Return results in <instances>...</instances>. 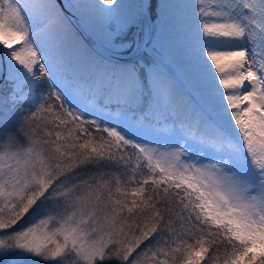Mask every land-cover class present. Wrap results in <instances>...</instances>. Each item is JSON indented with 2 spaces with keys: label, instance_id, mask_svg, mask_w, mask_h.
I'll return each mask as SVG.
<instances>
[{
  "label": "snow or ice",
  "instance_id": "snow-or-ice-1",
  "mask_svg": "<svg viewBox=\"0 0 264 264\" xmlns=\"http://www.w3.org/2000/svg\"><path fill=\"white\" fill-rule=\"evenodd\" d=\"M160 10L186 93L118 58L153 0H0V260L264 264V0Z\"/></svg>",
  "mask_w": 264,
  "mask_h": 264
},
{
  "label": "bare ground",
  "instance_id": "bare-ground-1",
  "mask_svg": "<svg viewBox=\"0 0 264 264\" xmlns=\"http://www.w3.org/2000/svg\"><path fill=\"white\" fill-rule=\"evenodd\" d=\"M125 2H131V0H125ZM162 2H163V0H160V5H161ZM169 2L172 3V4H177L178 5V4H182L184 2H191V0H169ZM157 6H158V0H157ZM160 12H161V10H160ZM173 13H174V16L177 18V20H179V18L181 16L180 10L179 9H174ZM148 20H149V18L141 22V24L143 26V29H144V27L146 29L145 35L142 38V43L143 44H145V43L147 44V46H146L147 49L149 47L150 48H154V49L157 48L163 54L165 59L168 61L169 66H163L161 64V61H160V65H161L162 69L165 72H167L169 75L172 76L173 80L175 81V85H176L178 91H180L182 93L188 92L186 79H185V75L183 73L184 71H183V68H182L183 61H182V58L179 55V52L177 50V46H178V43H179V40H178L179 25H177L172 30L163 31L159 27L160 24H161V19L159 17V23H158L156 29L155 30L154 29L151 30V26L148 23L149 22ZM147 24H149V25L147 26ZM153 36H155L156 40L158 41V43H156L155 45L150 42L151 38ZM16 47H19V45H16ZM38 50H39V48H38ZM122 62H128V61H122ZM171 65H175L176 67L173 68V67H171ZM175 69L177 71H175ZM7 71H8V69H7V60H6L5 75L7 74ZM177 76H180L182 78V80H179L177 78Z\"/></svg>",
  "mask_w": 264,
  "mask_h": 264
},
{
  "label": "rangeland",
  "instance_id": "rangeland-1",
  "mask_svg": "<svg viewBox=\"0 0 264 264\" xmlns=\"http://www.w3.org/2000/svg\"><path fill=\"white\" fill-rule=\"evenodd\" d=\"M159 17H160V0H158V11H157V17H156V20H155V23H154V26H153V29L155 30L156 29V27H157V25H158V23H159ZM148 21H150V20H148ZM149 24H150V22H148ZM149 24H147V26L149 25ZM152 26V25H151ZM150 27V26H149ZM137 30H138V25H136V26H133L130 30H129V32H128V34L126 35V36H124V37H122L121 39H118L117 41H116V43H120L121 42V40H132V39H135L136 40V36H135V34H136V32H137ZM145 32H146V29H145V27H144V35H145ZM83 36H84V34H83ZM85 38V37H84ZM85 40L87 41V39L85 38ZM88 42V41H87ZM143 47H144V44H143ZM2 48V47H1ZM150 48V47H149ZM148 48V50L146 49V48H143L142 49V52L140 53V55L137 57V58H135V60H137V59H143V60H146V61H152V60H155V61H161V64L163 65V66H169V63H168V61L165 59V57L163 56V54L156 48V49H154V48H150L149 49ZM129 52V51H128ZM144 52V53H143ZM2 53H3V58H4V60H5V67H6V56L4 55V52H3V49H2ZM124 53H127V52H124ZM123 53V54H124ZM144 54L146 55V56H144ZM147 57V58H146ZM134 60V59H133ZM121 61H126L125 59H123V60H121ZM171 67H173V68H175L176 66L175 65H171ZM175 71H177L176 69H175ZM184 73V72H183ZM6 76V75H5ZM177 78L179 79V80H182V78L180 77V76H177ZM3 81H4V79H3ZM3 81L1 82V84H0V96H4V95H6L7 94V92H8V88H6L5 86H4V83H3ZM147 105V104H146ZM145 105V106H146ZM161 139H162V137H161ZM0 264H10V260L8 259V258H4L3 260H0Z\"/></svg>",
  "mask_w": 264,
  "mask_h": 264
},
{
  "label": "water",
  "instance_id": "water-1",
  "mask_svg": "<svg viewBox=\"0 0 264 264\" xmlns=\"http://www.w3.org/2000/svg\"><path fill=\"white\" fill-rule=\"evenodd\" d=\"M59 3H61V6H63V0H58ZM67 12V10H65ZM68 15H71V13H68ZM85 37L89 40V42L92 41V37L89 36L88 34L84 33ZM144 36V29L143 26L141 24V22L138 24V30H137V34H136V41L138 43L141 44L140 47V52L139 53H134V52H129V53H124V54H119L118 58L120 60L125 59L126 61H130L133 60L134 58L138 57L140 55V53L142 52L143 49V43H142V38ZM5 60L3 58V53H2V48L0 47V84L3 81L4 77H5Z\"/></svg>",
  "mask_w": 264,
  "mask_h": 264
},
{
  "label": "trees",
  "instance_id": "trees-1",
  "mask_svg": "<svg viewBox=\"0 0 264 264\" xmlns=\"http://www.w3.org/2000/svg\"><path fill=\"white\" fill-rule=\"evenodd\" d=\"M153 3H154V5H155V16H154V18H149V22H150V26H151V30L153 29V26H154V23H155V20H156V17H157V11H158V6H157V0H153ZM131 50V49H130ZM144 56H145V54H144ZM1 90V89H0ZM40 90H42V88L41 89H38V91H40ZM148 103V101L147 100H145V105ZM190 242H192V241H190Z\"/></svg>",
  "mask_w": 264,
  "mask_h": 264
}]
</instances>
